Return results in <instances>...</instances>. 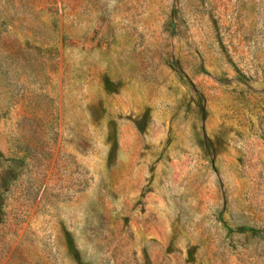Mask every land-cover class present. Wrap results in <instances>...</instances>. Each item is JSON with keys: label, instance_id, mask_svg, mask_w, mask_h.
I'll use <instances>...</instances> for the list:
<instances>
[{"label": "rangeland", "instance_id": "1", "mask_svg": "<svg viewBox=\"0 0 264 264\" xmlns=\"http://www.w3.org/2000/svg\"><path fill=\"white\" fill-rule=\"evenodd\" d=\"M0 264H264V0H0Z\"/></svg>", "mask_w": 264, "mask_h": 264}]
</instances>
